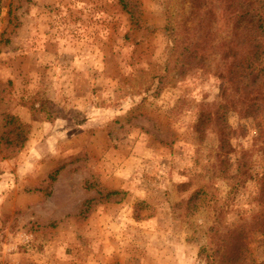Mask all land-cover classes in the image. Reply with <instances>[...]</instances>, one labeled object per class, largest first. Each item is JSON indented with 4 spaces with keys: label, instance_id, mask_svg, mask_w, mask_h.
Segmentation results:
<instances>
[{
    "label": "rangeland",
    "instance_id": "obj_1",
    "mask_svg": "<svg viewBox=\"0 0 264 264\" xmlns=\"http://www.w3.org/2000/svg\"><path fill=\"white\" fill-rule=\"evenodd\" d=\"M232 20L217 0H0V124L29 127L0 155V264H220L239 229L264 262V134L238 106L224 149L197 127L243 55Z\"/></svg>",
    "mask_w": 264,
    "mask_h": 264
},
{
    "label": "trees",
    "instance_id": "obj_2",
    "mask_svg": "<svg viewBox=\"0 0 264 264\" xmlns=\"http://www.w3.org/2000/svg\"><path fill=\"white\" fill-rule=\"evenodd\" d=\"M225 3L226 16L233 19L234 42L241 44L242 58L229 72L226 86H222L220 103L215 111L201 115L197 121L198 133L204 126L213 124L218 135L219 148L228 145L231 127L228 113L240 107L243 117L256 121L259 133L264 134V0H217ZM204 7V0H193V6ZM200 22H203L201 19ZM236 56V54H235ZM231 109V110H230ZM3 123V124H2ZM202 124V126H201ZM0 155L13 157L21 150L28 139L29 127L8 112L1 113ZM201 191H196L189 200H199ZM116 194L117 192H110ZM260 198L264 202V173L260 177ZM253 216L256 225L264 236V218ZM247 233L243 229L227 232L221 240L220 264H264L249 255Z\"/></svg>",
    "mask_w": 264,
    "mask_h": 264
}]
</instances>
